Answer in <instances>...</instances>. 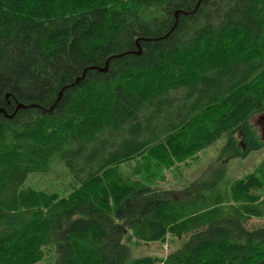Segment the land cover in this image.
Segmentation results:
<instances>
[{"label":"trees","instance_id":"obj_1","mask_svg":"<svg viewBox=\"0 0 264 264\" xmlns=\"http://www.w3.org/2000/svg\"><path fill=\"white\" fill-rule=\"evenodd\" d=\"M0 110V264H264V160L159 185L264 146V0H0ZM57 166L66 197L26 186Z\"/></svg>","mask_w":264,"mask_h":264},{"label":"rangeland","instance_id":"obj_2","mask_svg":"<svg viewBox=\"0 0 264 264\" xmlns=\"http://www.w3.org/2000/svg\"><path fill=\"white\" fill-rule=\"evenodd\" d=\"M251 123L256 130L259 138L264 142V114L255 115ZM226 139H221L210 149L201 153L197 159L189 166H180L177 170L166 172V181L159 183L164 188L180 189L182 186L193 182L203 172L224 171L223 182L233 181L252 173L257 165L264 160V146L257 151H253L244 159H227V154L222 153ZM221 156V159H220ZM183 165V164H182ZM183 173V174H182ZM183 176V177H182ZM71 178L67 172L55 167L51 174L47 176L34 175L30 176L26 182L27 187L37 190H44L50 193H57L61 198L70 194ZM249 228L264 226V219H253L248 224ZM188 237L183 239L168 238L166 243H140V245L129 244L132 258L153 257L158 260L166 258V256L178 249Z\"/></svg>","mask_w":264,"mask_h":264},{"label":"water","instance_id":"obj_3","mask_svg":"<svg viewBox=\"0 0 264 264\" xmlns=\"http://www.w3.org/2000/svg\"><path fill=\"white\" fill-rule=\"evenodd\" d=\"M177 17H178V13H177ZM20 108H24V106L19 105L18 108H17V110L20 109ZM17 110H16V111H17ZM0 113H4V110H0Z\"/></svg>","mask_w":264,"mask_h":264},{"label":"bare ground","instance_id":"obj_4","mask_svg":"<svg viewBox=\"0 0 264 264\" xmlns=\"http://www.w3.org/2000/svg\"><path fill=\"white\" fill-rule=\"evenodd\" d=\"M240 218V217H239Z\"/></svg>","mask_w":264,"mask_h":264}]
</instances>
